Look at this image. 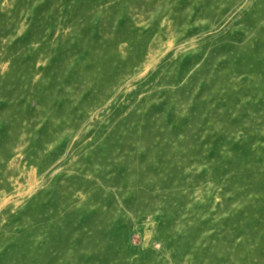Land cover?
<instances>
[{
  "label": "rangeland",
  "instance_id": "rangeland-1",
  "mask_svg": "<svg viewBox=\"0 0 264 264\" xmlns=\"http://www.w3.org/2000/svg\"><path fill=\"white\" fill-rule=\"evenodd\" d=\"M0 264H264V0H0Z\"/></svg>",
  "mask_w": 264,
  "mask_h": 264
}]
</instances>
